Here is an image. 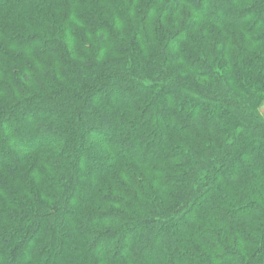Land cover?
Segmentation results:
<instances>
[{"label": "trees", "instance_id": "1", "mask_svg": "<svg viewBox=\"0 0 264 264\" xmlns=\"http://www.w3.org/2000/svg\"><path fill=\"white\" fill-rule=\"evenodd\" d=\"M264 0H0V264H264Z\"/></svg>", "mask_w": 264, "mask_h": 264}, {"label": "rangeland", "instance_id": "2", "mask_svg": "<svg viewBox=\"0 0 264 264\" xmlns=\"http://www.w3.org/2000/svg\"><path fill=\"white\" fill-rule=\"evenodd\" d=\"M260 110H261L262 115L264 116V104L262 105Z\"/></svg>", "mask_w": 264, "mask_h": 264}]
</instances>
